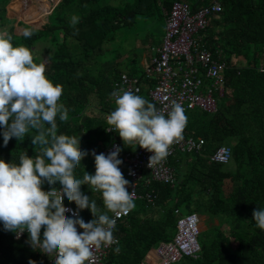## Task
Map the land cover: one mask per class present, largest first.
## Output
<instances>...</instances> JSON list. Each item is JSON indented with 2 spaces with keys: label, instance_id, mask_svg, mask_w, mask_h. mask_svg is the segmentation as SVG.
<instances>
[{
  "label": "trees",
  "instance_id": "trees-1",
  "mask_svg": "<svg viewBox=\"0 0 264 264\" xmlns=\"http://www.w3.org/2000/svg\"><path fill=\"white\" fill-rule=\"evenodd\" d=\"M186 1L192 9L214 1L221 5L220 12L208 16V25L199 34L214 57L219 55L227 63L224 92L214 112L199 108L185 112V136L201 137L204 144L200 152H177L170 160L175 175L173 185L147 182L149 172L143 171L137 186L141 197L117 223L114 234L118 243L108 251L105 264H140L159 242L172 240L176 232L175 210L207 216L212 230L201 240L197 258L183 257L177 263L264 264V230L252 220L253 210L264 208V0ZM97 2L60 0L49 23L42 30H33L30 39L15 34L13 27L4 31L12 36L14 47L25 46L31 52L43 33L52 37L55 47L48 56L45 75L53 84L62 86L59 103L68 109L67 121L57 118L58 134L81 137L80 149L89 152L75 169L76 178H82L85 171L95 173L91 151L100 154L113 140L123 149L120 168L126 175L124 145L117 133L106 131L113 88L100 68L102 46L116 30L132 25L137 17L165 20L173 0ZM6 4L0 8L5 14ZM73 16L79 18L75 26L70 23ZM55 31L62 32V41L56 40ZM68 36L73 39L70 44ZM137 95L152 102L148 92ZM34 134L30 132L22 141L13 137L7 146L0 135V159L18 164L24 152L35 158L39 145L31 143ZM225 142L231 149L230 161H211L210 155ZM43 188L46 191L49 186L45 183ZM81 190L104 210L100 193L90 192L87 185H82ZM151 192L155 198L149 202L146 194ZM80 217L85 222L92 219L88 209L80 211ZM14 234L5 231L0 223V264H29V260L49 264L47 255L26 243L28 233L17 239Z\"/></svg>",
  "mask_w": 264,
  "mask_h": 264
},
{
  "label": "clouds",
  "instance_id": "clouds-1",
  "mask_svg": "<svg viewBox=\"0 0 264 264\" xmlns=\"http://www.w3.org/2000/svg\"><path fill=\"white\" fill-rule=\"evenodd\" d=\"M78 22V17H71L73 26ZM32 35L31 29L23 32L26 39ZM45 72V65L34 62L30 49L14 47L12 36L0 32L3 144L7 146L13 137L22 141L34 132L31 143L39 145L35 158L24 152L18 164L0 159V223L17 238L27 232L26 243L54 258V264H94V251L116 242V219L134 209L135 194L129 191L132 184L121 171L123 149L119 146L107 155L93 149L95 173L85 171L82 178H76L75 169L89 152L80 149L81 137L58 134L57 118L67 121L68 109L59 103L62 86L53 84ZM110 98L115 108L107 116L106 131L117 133L125 147L135 150L138 146L151 153L150 169L168 156L173 144L183 140L187 116L180 103L172 101L167 108H157L143 96L122 89L110 93ZM129 174L135 173L130 170ZM45 183L48 191L43 188ZM82 185L101 194L103 211L82 192ZM65 197L75 203L76 210L65 207ZM85 209L92 215L88 222L79 214ZM252 220L264 230V208L254 209ZM29 264L35 261L29 260Z\"/></svg>",
  "mask_w": 264,
  "mask_h": 264
},
{
  "label": "built area",
  "instance_id": "built-area-1",
  "mask_svg": "<svg viewBox=\"0 0 264 264\" xmlns=\"http://www.w3.org/2000/svg\"><path fill=\"white\" fill-rule=\"evenodd\" d=\"M220 11L221 5L217 1L192 9L186 0H173L165 17L162 43L155 49L156 54L144 70L145 76L153 80L148 96L157 108H167L172 101H176L183 106L185 112L194 108L209 113L216 110L215 95H223L224 72L227 63L219 55L217 58L214 57L204 45L199 33L208 25V16ZM121 89L139 94L142 90L140 78L125 72L120 73L114 81L113 91ZM203 144L204 140L201 137H187L183 132V140L178 144H173L168 156L151 169L147 166L151 153L139 147L134 151L125 152L123 154L127 168L125 174L132 184L129 191L134 192V200L141 197L137 192V186L143 171L149 172L148 180L173 185L175 175L170 160L177 152H200ZM115 146L120 147L119 142L113 140L100 153L107 155L114 150ZM225 156H227L226 160ZM230 159L231 149L226 145L217 147L210 155V160L217 163L226 164ZM130 170L135 174L130 175ZM48 190L49 188L46 191ZM146 198L152 202L155 195L153 192L147 193ZM64 205L76 210L75 203H69L66 197ZM175 213L177 214L175 235L172 240L161 241L152 249L154 261L151 264H173L183 257L197 258L199 255L201 249L198 240L201 232L200 215L196 212L181 214L178 210H175ZM66 214L71 216V213ZM127 215L117 218L116 225ZM14 238L17 239L16 234ZM114 238L116 242L112 245L94 251V264H105L108 251L118 243V237L115 234ZM148 261L149 254L147 253L140 264H149ZM48 263L54 264V258H48Z\"/></svg>",
  "mask_w": 264,
  "mask_h": 264
},
{
  "label": "crops",
  "instance_id": "crops-1",
  "mask_svg": "<svg viewBox=\"0 0 264 264\" xmlns=\"http://www.w3.org/2000/svg\"><path fill=\"white\" fill-rule=\"evenodd\" d=\"M60 0H9V2L6 4V16L14 19L13 25L11 27L14 28V33L17 35H23V32L25 29H31L33 30H42L48 23H49V17L54 9V7L59 3ZM121 2V1H117ZM116 2V3H117ZM143 22V21H141ZM54 36L56 40L62 41L63 40V34L62 32H54ZM115 36V35H114ZM114 36L111 38L113 39ZM111 39L109 40L110 42ZM163 39V38H162ZM162 39L160 36H156V33L150 32L146 33L142 40H144L143 43V52L140 55V58L137 60L136 56H133L132 53L126 49V51L123 54H105L102 53L100 56V62L103 65V67H100L103 71V77L105 79H109L112 82V88L114 81L118 78L120 73L125 72L129 75L137 76L140 78V83L142 87V94H146L150 87L153 85V80L149 77L145 76V68L150 64L151 58L156 54V48L159 47L162 43ZM68 43H72V38L67 37ZM107 41V42H109ZM105 44L102 46V50H106V52H109L111 50L109 47V44ZM42 43H37L32 47V55L33 58L37 59L38 62L36 63H43L44 65L49 64L48 56L52 52V47L47 46L44 48V50L40 51V45ZM41 56H45L44 58L47 59V62H41ZM35 62V60H34ZM118 65V67H117ZM120 65V66H119ZM142 67H140V66ZM139 72V74H136ZM114 102V101H113ZM115 105H112V108L109 109V114L114 110ZM107 114V116L109 115ZM106 116V118H107ZM123 144V142H122ZM138 146L136 147V149ZM125 151H134L130 147H125ZM135 149V150H136ZM143 174V173H142ZM127 180L128 177L124 175ZM150 178V175H149ZM149 180L147 179V182ZM205 217L203 221L201 220V224L203 227H205V219H207V216L200 215V217ZM202 230V229H201ZM149 254V264H151L154 261V251L150 250L148 252Z\"/></svg>",
  "mask_w": 264,
  "mask_h": 264
},
{
  "label": "rangeland",
  "instance_id": "rangeland-1",
  "mask_svg": "<svg viewBox=\"0 0 264 264\" xmlns=\"http://www.w3.org/2000/svg\"><path fill=\"white\" fill-rule=\"evenodd\" d=\"M117 1H121L122 3L127 2V3H133L134 0H98V4H103V3H110V4H120ZM9 0H0V8L2 9V7H4V5L6 3H8ZM117 2V3H116ZM0 9V32H4V31H9L11 25L15 24L14 19H11L9 17L6 16V14ZM51 17V15H50ZM143 21V22H141ZM164 28H165V20L164 18H149V19H145L143 17H137L135 19V22L130 25V26H123L121 28H119L118 30H116V34L114 36L113 39H111L112 42H107V44H109V47H111L109 50V52H106V50H101V54L105 53L106 55L109 54H123L126 49H128V51L130 53L133 54V56L137 57V60L140 58V55L142 54L143 50V43L144 40L143 37L144 35L148 32H153L156 33V36H160L161 39L163 38L164 35ZM24 42V41H23ZM37 43H42L39 44L40 46V51L44 50V48H46L47 46H50L52 48L55 47L53 41H52V37L50 36L49 33H43L41 35V39L38 40L34 45H36ZM24 44V43H23ZM109 54V55H110ZM45 56H41V62H47V59L44 58ZM48 65V64H47ZM120 66V65H119ZM140 66V65H139ZM118 67V65H117ZM142 67V66H140ZM138 73L136 74H139ZM215 98L217 100V102L219 101L220 98H222L221 96H219L218 94L215 95ZM114 101V100H113ZM111 105H115L114 102H111ZM90 112V109L88 110ZM224 145H226L227 143H223ZM185 153V152H182ZM126 178V177H125ZM183 213H185V211H183ZM205 218V217H204ZM201 216V220L203 221L204 219ZM205 227H203V225L201 224V229L202 231L200 232L199 236H198V240L199 242H201V240L206 239L207 236H209L212 233L211 230V226L210 223L208 221V219H205ZM175 234V233H174ZM173 264H179V263H173Z\"/></svg>",
  "mask_w": 264,
  "mask_h": 264
}]
</instances>
